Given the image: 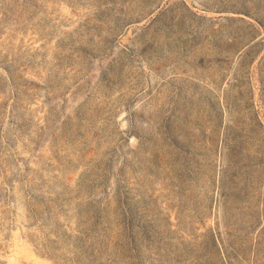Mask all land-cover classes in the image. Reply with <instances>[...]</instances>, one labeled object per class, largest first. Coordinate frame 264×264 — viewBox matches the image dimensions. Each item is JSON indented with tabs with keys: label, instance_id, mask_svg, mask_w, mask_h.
<instances>
[{
	"label": "rangeland",
	"instance_id": "obj_1",
	"mask_svg": "<svg viewBox=\"0 0 264 264\" xmlns=\"http://www.w3.org/2000/svg\"><path fill=\"white\" fill-rule=\"evenodd\" d=\"M0 264H264V0H0Z\"/></svg>",
	"mask_w": 264,
	"mask_h": 264
}]
</instances>
